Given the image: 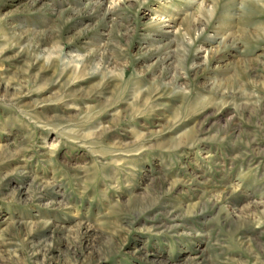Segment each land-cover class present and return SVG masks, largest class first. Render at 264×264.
<instances>
[{
  "label": "rangeland",
  "instance_id": "1",
  "mask_svg": "<svg viewBox=\"0 0 264 264\" xmlns=\"http://www.w3.org/2000/svg\"><path fill=\"white\" fill-rule=\"evenodd\" d=\"M0 264H264V0H0Z\"/></svg>",
  "mask_w": 264,
  "mask_h": 264
}]
</instances>
